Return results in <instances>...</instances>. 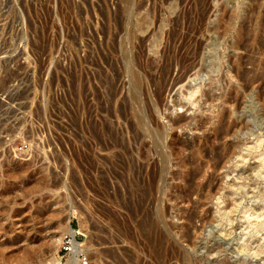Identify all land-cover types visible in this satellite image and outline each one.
<instances>
[{
  "label": "rangeland",
  "instance_id": "374dc122",
  "mask_svg": "<svg viewBox=\"0 0 264 264\" xmlns=\"http://www.w3.org/2000/svg\"><path fill=\"white\" fill-rule=\"evenodd\" d=\"M0 264H264V0H0Z\"/></svg>",
  "mask_w": 264,
  "mask_h": 264
},
{
  "label": "bare ground",
  "instance_id": "6f19581e",
  "mask_svg": "<svg viewBox=\"0 0 264 264\" xmlns=\"http://www.w3.org/2000/svg\"><path fill=\"white\" fill-rule=\"evenodd\" d=\"M164 69V68H163ZM164 76H165V73H164ZM153 77V76H152ZM168 80V79H167ZM163 84V83H162ZM163 86V85H162ZM114 87V86H113ZM153 90V89H152ZM165 90V89H164ZM154 91V90H153ZM155 92V91H154ZM159 93V92H158ZM162 95V94H161ZM157 96V95H156ZM158 97V96H157ZM149 101V100H148ZM191 177V176H190ZM188 180V179H187ZM189 181V180H188ZM63 230H64V234L61 236V237H59V239H57V242H56V247L53 249V252H54V257H53V259H51L53 262H56V261H58V259H57V257H56V255H57V247L63 242V240H64V236H65V234H68V235H70V237L72 238V240L70 241L71 242V244L73 245V248H74V251H77V246L78 245H76L75 244V240H74V236H75V230L71 227V225L68 223L66 226H64V228H63ZM73 254H75V252H73ZM51 256H52V254H51ZM44 261V260H43Z\"/></svg>",
  "mask_w": 264,
  "mask_h": 264
}]
</instances>
